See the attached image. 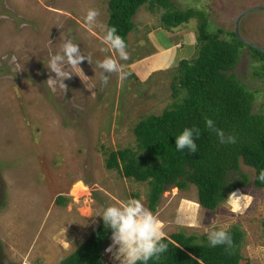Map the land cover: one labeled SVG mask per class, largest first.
<instances>
[{
  "label": "rangeland",
  "instance_id": "1",
  "mask_svg": "<svg viewBox=\"0 0 264 264\" xmlns=\"http://www.w3.org/2000/svg\"><path fill=\"white\" fill-rule=\"evenodd\" d=\"M173 1L180 9L192 6L204 11L207 29L213 32L220 27L221 37L229 39L236 18L244 12L238 22L240 36L264 47V10L252 9L264 7V0ZM107 3L108 0H0L3 264H59L94 228L104 224L97 215L108 205L136 198L149 208L148 183L108 169L106 161L111 151L126 147L143 154L138 151L133 128L142 118L160 114L177 101L171 88L177 66L146 77L132 74L128 67L152 51L155 33L165 27L160 19L163 10L151 11L144 4L132 18L134 28L127 36L129 59L120 61L129 77L120 81L117 75L108 74L109 82L102 86V70L96 62L110 55L101 51L105 47L102 39L106 34ZM89 9L100 13L92 27L85 23ZM197 18L195 15L178 26L191 30L192 35L185 31L179 35L182 38L181 47L175 48L177 61L196 56L193 26ZM66 40L79 44L84 54L91 55L93 64L87 60L81 63L84 81L73 74L64 81L66 93L59 87L53 93L46 81L55 74L46 66ZM246 48H242L233 73L254 92L253 111H264V61ZM13 56L22 71L13 70ZM240 171L248 181L213 211L197 203L194 184L183 190H165L153 212L164 225L166 236L183 232L193 235L196 243H203L212 230L238 227L244 231L239 264H264V188L254 186L252 167L240 162ZM232 193L248 204L242 215L231 211L228 198ZM59 195L66 199L62 204L55 202ZM111 236L102 249L101 264H119L106 252Z\"/></svg>",
  "mask_w": 264,
  "mask_h": 264
},
{
  "label": "trees",
  "instance_id": "2",
  "mask_svg": "<svg viewBox=\"0 0 264 264\" xmlns=\"http://www.w3.org/2000/svg\"><path fill=\"white\" fill-rule=\"evenodd\" d=\"M144 4L151 11L163 10L160 19L164 28H176L196 15L198 21L193 29L197 53L194 58L181 59L177 64L175 81L171 82L172 95L177 101L172 107L135 124L137 148L143 154L129 147L111 151L106 167L117 169L126 178L147 182L148 207L152 211L165 190L169 187L183 190L188 184L196 186L197 203L213 211L234 189L248 181L247 175L240 171V162L254 169V186L264 188L258 179L264 170V111H253L254 92L245 88L233 73L246 44L233 32L231 39L221 37L220 27L209 31L204 11L192 6L180 9L173 0H108L105 32L115 27L127 44L128 33L134 28L132 18ZM252 50L264 61L263 53ZM205 118L212 119L226 135L235 136L236 143L221 144L215 132L205 127ZM192 127L200 129L195 140L198 152L178 151L175 137ZM65 200L59 195L55 202L62 204ZM224 230L232 238L231 248L212 247L208 237L205 242L196 243L193 235L173 232L163 241L168 245L167 250L147 264H239L244 231L238 227ZM262 232L264 235V221ZM111 234L112 230L105 224L97 226L59 264H101V252ZM0 264H3L1 258Z\"/></svg>",
  "mask_w": 264,
  "mask_h": 264
},
{
  "label": "clouds",
  "instance_id": "3",
  "mask_svg": "<svg viewBox=\"0 0 264 264\" xmlns=\"http://www.w3.org/2000/svg\"><path fill=\"white\" fill-rule=\"evenodd\" d=\"M99 15L98 10L89 9L85 16V23L89 27L94 26ZM102 43L105 47L101 51L110 53V55H106L103 60L96 62V66L102 70L100 75L101 85L106 86L108 84V74L117 75L120 81L126 80L130 73L125 70V65L120 62L129 59V52L124 38L117 33L115 27H111L107 29L106 34L103 36ZM85 60L89 64H93L91 55L84 54L79 44L74 43L72 40L64 41L60 52L51 55L46 66L50 73L55 74L54 77L50 76L46 81L51 91L55 93L57 87H59L66 93L68 86L64 81L71 78L73 74L80 76L83 80L80 72L83 74L84 72L80 65ZM10 63L14 65V71H22L20 65L16 62L15 56L12 57ZM88 89L93 88L89 87ZM205 127L210 132H215L221 144L236 143V137L226 135L224 130L215 126L212 119L205 118ZM199 136L200 129L198 127L185 128L175 137L176 149L181 152L187 150L190 154L198 152L195 140ZM258 179L264 183V170H261ZM228 199L232 205L231 211L234 214L239 213L242 215L246 211L248 204L241 201V196L232 193ZM97 216L102 217L105 227L112 230V243L108 246L106 252L110 253L119 264H147L153 257L158 259L159 254L165 252L168 248V245L163 242L166 238L164 225L152 210L145 207L142 199L131 198L124 202L110 204ZM207 236L208 243L212 247L219 245L226 246V249L232 247V238L223 228L212 230Z\"/></svg>",
  "mask_w": 264,
  "mask_h": 264
},
{
  "label": "crops",
  "instance_id": "4",
  "mask_svg": "<svg viewBox=\"0 0 264 264\" xmlns=\"http://www.w3.org/2000/svg\"><path fill=\"white\" fill-rule=\"evenodd\" d=\"M159 29L160 31L157 34L155 33L153 39L152 51L137 62L128 64L132 74L146 77L149 73L153 75L174 68L177 66L179 60H181L177 61V54L175 52L176 47H181L180 40L182 37H179V35L184 31L192 35L191 30L181 29L180 27L173 29L159 27Z\"/></svg>",
  "mask_w": 264,
  "mask_h": 264
},
{
  "label": "water",
  "instance_id": "5",
  "mask_svg": "<svg viewBox=\"0 0 264 264\" xmlns=\"http://www.w3.org/2000/svg\"><path fill=\"white\" fill-rule=\"evenodd\" d=\"M263 9L264 10V7H255V8H252V9ZM247 10H249V9H247ZM244 12H242L237 18H236V20H235V23H234V33H235V36H236V38L240 41V42H242V43H244V44H246V45H248V46H250V47H252V48H254V49H256V50H258V51H260L261 53H263L264 54V48L263 47H261V46H259V45H256V44H254V43H252V42H250V41H248V40H246V39H244V38H242L241 36H240V34H239V30H238V22H239V19H240V17H241V15L243 14Z\"/></svg>",
  "mask_w": 264,
  "mask_h": 264
},
{
  "label": "flooded vegetation",
  "instance_id": "6",
  "mask_svg": "<svg viewBox=\"0 0 264 264\" xmlns=\"http://www.w3.org/2000/svg\"><path fill=\"white\" fill-rule=\"evenodd\" d=\"M246 46H248V45H246ZM260 46V45H259ZM262 47V46H261ZM244 48V47H243ZM264 48V47H263ZM247 50H251V49H254V48H252V47H250V46H248V48H246ZM256 50V49H255Z\"/></svg>",
  "mask_w": 264,
  "mask_h": 264
}]
</instances>
